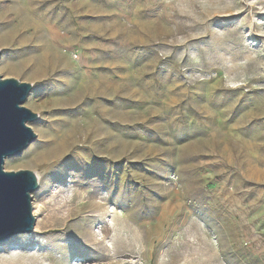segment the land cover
<instances>
[{
	"label": "rangeland",
	"instance_id": "rangeland-1",
	"mask_svg": "<svg viewBox=\"0 0 264 264\" xmlns=\"http://www.w3.org/2000/svg\"><path fill=\"white\" fill-rule=\"evenodd\" d=\"M0 51L39 115L0 264H264V0H0Z\"/></svg>",
	"mask_w": 264,
	"mask_h": 264
},
{
	"label": "water",
	"instance_id": "water-1",
	"mask_svg": "<svg viewBox=\"0 0 264 264\" xmlns=\"http://www.w3.org/2000/svg\"><path fill=\"white\" fill-rule=\"evenodd\" d=\"M32 88L31 84L0 75V247L17 235L35 230L33 194L39 188L37 176L31 171L5 170L7 159L22 155L37 139L29 124L39 115L24 106Z\"/></svg>",
	"mask_w": 264,
	"mask_h": 264
},
{
	"label": "bare ground",
	"instance_id": "bare-ground-1",
	"mask_svg": "<svg viewBox=\"0 0 264 264\" xmlns=\"http://www.w3.org/2000/svg\"><path fill=\"white\" fill-rule=\"evenodd\" d=\"M13 72H15V70H12ZM59 143V142H58ZM58 152V151H57Z\"/></svg>",
	"mask_w": 264,
	"mask_h": 264
}]
</instances>
